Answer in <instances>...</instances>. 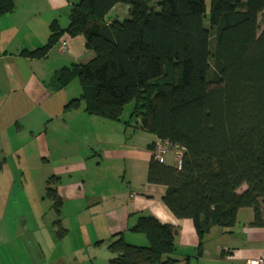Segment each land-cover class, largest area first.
<instances>
[{"label":"trees","instance_id":"16d2710c","mask_svg":"<svg viewBox=\"0 0 264 264\" xmlns=\"http://www.w3.org/2000/svg\"><path fill=\"white\" fill-rule=\"evenodd\" d=\"M119 4L129 8V20L107 23ZM156 6L79 0L65 30L52 22L46 43L19 55L42 60L63 34L84 39L93 58L56 75L58 90L73 80L80 89L64 111L82 107L88 116L119 122L124 106L134 102L131 115L140 130L182 149L179 168L151 156L146 182L165 187L163 205L192 222L199 256L210 229L229 233L241 209H251V225L264 229V0H210L208 10L203 0H159ZM14 9L15 0H0V17ZM58 181L51 176L44 193L57 215ZM53 226L57 238L64 237L59 219ZM130 232L147 244L114 235L108 264H180L173 256L174 227L145 215Z\"/></svg>","mask_w":264,"mask_h":264},{"label":"crops","instance_id":"0c3cea01","mask_svg":"<svg viewBox=\"0 0 264 264\" xmlns=\"http://www.w3.org/2000/svg\"><path fill=\"white\" fill-rule=\"evenodd\" d=\"M78 1L15 0L14 11L0 17V107L10 95L13 100L24 99L37 105L50 100V90L44 82L45 64L51 65V75L54 76L63 67L83 65L93 58V52L85 49L81 36L71 38L66 34L42 60L19 55L22 50L43 46L52 22L65 30L69 11ZM109 14L107 23L113 21ZM61 44L65 46L63 51L59 49ZM63 112L65 120L59 125L60 134L53 130L43 139L47 135L44 132L39 141V153L41 151L45 162L51 161L53 176L59 179L56 185L62 200L59 215L44 198L45 188L41 196L37 192L28 199L30 201L25 198L23 203L46 201L49 205L44 209L29 207V214H26L27 207H19L22 205L20 200L11 204L12 192L6 197L1 194L0 264H76L77 258L84 257L87 261L88 257L81 254L87 253L90 243L108 245L116 234H121L127 243L144 246L147 244L145 237L130 232V228L145 215L177 230L173 256L180 264L185 259L188 264H252L255 258L264 256V229L251 225V209L239 210L229 233L212 227L203 239L201 255L197 256L198 238L192 222L177 219L163 205L161 198L165 187L146 182L151 149L157 138L140 130L138 119L130 134L131 144L120 146L113 140L115 136L120 139L126 131L114 133L112 125L88 116L82 107L72 111L63 109ZM76 123L78 128L73 127ZM68 125L71 128L68 129ZM170 149L173 157H166L168 150L160 163L179 168L176 148ZM97 150L96 162L88 161ZM7 188L10 192L14 187ZM48 208L49 216L51 212L54 214L50 220L60 219L66 232L64 237L70 235L67 244L62 243L63 238L54 236L56 231L53 234L49 225H42L44 229L39 230L42 227L38 228L36 221L39 216L48 215ZM73 232L78 236L72 238Z\"/></svg>","mask_w":264,"mask_h":264},{"label":"rangeland","instance_id":"374dc122","mask_svg":"<svg viewBox=\"0 0 264 264\" xmlns=\"http://www.w3.org/2000/svg\"><path fill=\"white\" fill-rule=\"evenodd\" d=\"M150 5L157 7L156 4L159 0H148ZM71 2V1H70ZM205 3L206 9H209L210 0H203ZM128 7L122 4H119L113 12L109 14V18L116 20L118 22H123L129 20ZM207 27V23L205 22ZM264 27V12L259 18V30L262 31ZM45 78L44 82L46 87L50 90L51 98L50 100H45L39 105L37 103H29L27 100H13L10 95L9 99L5 104L0 107V196L3 194L5 197L12 192L11 204L13 205L20 200L22 205L19 204V207H27L26 214H29L30 208L44 209L46 205H49L48 202H30L23 203L24 199L27 200L32 196L36 195L37 192L41 196V193L44 192L46 181L53 176V164L45 162L41 156V151L39 153V141L42 140V134L46 132V136H43V139L49 136L53 130L60 134L59 125L62 124V121L65 120L63 108L67 102L72 99L78 98L79 95V85L77 80H73L65 89L58 90L56 88V75H51L52 67L49 64H45ZM161 80H155L153 83H158ZM20 95V94H19ZM21 103V105H20ZM134 102H131L124 106L120 121L112 122L107 120L104 123H108L113 126L114 133H118V130L126 131V134H121V138L113 140V143L117 142L120 146H129L131 144L130 134L132 130L136 127L138 119L131 115L133 110ZM48 113L50 115H48ZM3 118V119H1ZM52 119V120H50ZM77 126V127H76ZM74 128H78V124L73 125ZM71 126L68 125V129ZM93 156L92 160H88L92 163L96 162V153ZM167 158L171 159L173 157V150L169 149ZM89 162V163H90ZM90 163V164H92ZM106 164V162L104 163ZM15 184H13V181ZM7 187H14L9 189ZM245 190V186L238 190V193H241ZM18 199V200H17ZM30 201V200H28ZM13 202V203H12ZM49 208L47 209L48 214ZM53 214V212H51ZM51 214V217L54 215ZM50 214L44 216H39L37 225L38 228H41L49 225L54 231L56 228H53V220H50ZM57 219V218H56ZM60 220V219H59ZM25 222H29L26 220ZM61 223V220H60ZM42 227L40 231L44 229ZM64 228V226H62ZM65 229V228H64ZM219 229V228H218ZM56 238V233L54 235ZM76 232L71 234L72 238L77 237ZM68 237V238H67ZM62 243L67 244V240L70 239L69 236L62 237ZM93 243H90V246L87 250V253L84 252L81 255L88 257L87 261L77 258L75 261L76 264H108V260L111 257V254L107 250V245L95 246ZM130 244V243H129ZM141 246V245H138Z\"/></svg>","mask_w":264,"mask_h":264},{"label":"built area","instance_id":"2783aa9c","mask_svg":"<svg viewBox=\"0 0 264 264\" xmlns=\"http://www.w3.org/2000/svg\"><path fill=\"white\" fill-rule=\"evenodd\" d=\"M59 49L60 51H63L65 49V46L61 44ZM170 147L171 146L169 143L156 139L154 143V149L152 152V157L154 158V160L160 162L162 156L170 149ZM175 148H176L175 157L180 160L182 157V149L178 147H175ZM252 264H264V256L255 258Z\"/></svg>","mask_w":264,"mask_h":264}]
</instances>
